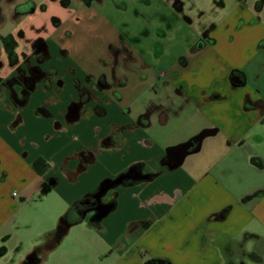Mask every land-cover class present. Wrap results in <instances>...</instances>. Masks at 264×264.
Returning a JSON list of instances; mask_svg holds the SVG:
<instances>
[{
  "label": "crops",
  "instance_id": "obj_1",
  "mask_svg": "<svg viewBox=\"0 0 264 264\" xmlns=\"http://www.w3.org/2000/svg\"><path fill=\"white\" fill-rule=\"evenodd\" d=\"M211 6L216 11L211 39L198 50L190 44L164 69L153 70V96L141 104L143 111L153 107L160 125L173 117L186 126L196 121L193 130L187 127L184 140L163 149L148 133L155 118L120 113V108L135 106L147 88L134 82L115 88V94H97L93 79L99 72L78 73L57 35L62 25L52 26L50 35H38L43 37L38 50L37 40L28 41L23 59L24 48L11 45L0 60L8 68L0 85V237L11 235L15 220H21L19 210L40 191L43 197L58 193L56 221L75 214L76 221L79 215L92 220L115 204L93 227L117 249L122 245L115 240L122 233L135 252L113 264L140 263L146 257L171 264H223L226 248L240 236H264V154L254 148L264 141V0H213ZM233 70L243 77V87L231 84ZM83 89L92 97L78 109V119L69 120V103ZM59 123L57 133L52 125ZM204 129L215 134L184 158L186 170L160 176L180 159L179 154L165 158V149ZM209 147L220 150L213 163L191 160ZM35 162L43 173L35 170ZM239 171L248 176L242 175L241 182ZM118 187L130 193L118 196ZM96 191L103 194L97 209L80 211L85 197ZM42 233L31 238L26 258L42 245L37 244ZM175 250L179 253H169Z\"/></svg>",
  "mask_w": 264,
  "mask_h": 264
},
{
  "label": "rangeland",
  "instance_id": "obj_2",
  "mask_svg": "<svg viewBox=\"0 0 264 264\" xmlns=\"http://www.w3.org/2000/svg\"><path fill=\"white\" fill-rule=\"evenodd\" d=\"M171 1L94 0L86 7L77 0H0V60L13 44H18V49L24 48L21 54L22 59L23 54L28 56L27 42L35 40V37L40 34L50 35L52 25L55 21H59L62 27L57 35L64 42L67 48L64 49L72 58L78 73L79 71L86 73L87 69L97 73L107 72L104 65L111 59V55L107 53L110 46L121 47L134 53L137 57V64L140 66L137 65L136 68H140L138 70L142 73L144 67H148L149 70L153 69V66L156 70L164 69L171 61H175V58L189 50V45L194 42L197 35L210 31V24L213 26L215 24L216 11L211 6L213 0H179L182 3L179 9L171 8ZM233 1L241 2L242 0ZM19 3L23 4V9L35 4L36 11L16 16L14 7ZM156 52L160 56L157 60L153 54ZM7 70L6 66H0V85L5 84L7 80ZM117 71L120 73L121 68ZM140 71L137 73L139 74ZM147 76L139 74L143 83L142 89L153 84V77ZM150 89L152 88H147L140 94L141 96L135 100V106L120 108V113L134 118L136 114L145 112L146 109L143 111L141 104L151 97L152 90ZM58 97L62 99V93ZM78 97L79 95H75V100ZM98 98L97 96L95 99ZM103 110L108 115L107 108L104 107ZM150 114L152 119L158 116L156 111L153 113V109ZM172 120L166 125H160L159 119L155 118L151 129L148 130V133L153 136L154 143L160 146V149L184 140L189 134L187 127L193 130L196 126V121H190L189 126H186L187 124L176 121L175 117ZM59 125L61 123L52 125L57 133ZM41 129L48 136L51 135L50 131ZM255 144L254 148L264 154V141ZM219 151L218 147L204 148L200 154L192 156L191 160L196 164H211ZM177 170L178 172L186 170L185 164ZM167 173L170 172H163L160 176L167 175ZM238 174L240 175L237 180L241 182L242 175L244 176L245 173L241 174L239 171ZM129 191V188L118 187L115 193L119 196V194H129ZM57 196L58 193L53 191L43 197L40 191L32 202L23 205L17 214L21 220H15L11 235L6 234L0 237V264L24 262L26 254L32 250L31 248L30 251L23 253L25 248L29 246L31 238L41 232L43 233L38 237L37 244L40 242L39 244L42 245L35 247L38 259L36 264H113L120 256L128 258L134 254V247L122 233L115 240L121 242V248H115L113 245L115 243L108 246L106 237L91 225L90 217L72 225L63 234V229L56 228L61 218L59 217L56 221L58 216L56 213L59 210V205L55 202ZM51 215L56 216L51 219L49 218ZM77 218L76 214L69 215L68 221L74 222ZM51 227L55 229L44 233ZM180 236L181 234L178 233L177 239ZM20 242H23V245ZM230 244L235 245L232 247L233 250L240 252L225 257V261L230 260L234 264H264V236L246 237L242 235ZM125 249H127L126 252ZM169 253H179V250ZM155 260L162 259L161 257H146L142 258L141 263L149 264Z\"/></svg>",
  "mask_w": 264,
  "mask_h": 264
},
{
  "label": "flooded vegetation",
  "instance_id": "obj_3",
  "mask_svg": "<svg viewBox=\"0 0 264 264\" xmlns=\"http://www.w3.org/2000/svg\"><path fill=\"white\" fill-rule=\"evenodd\" d=\"M55 1V0H52ZM68 1V0H66ZM80 1L81 5H85L86 7H88L94 0H77ZM30 3V2H29ZM22 3L21 5H16L14 7V15H22V14H31L34 12V6L32 5L31 7H24V9L22 8ZM171 8H181L182 3L179 0H172L171 4H170ZM23 10H22V9ZM26 9V10H25ZM54 25H52L54 28H58L61 24L59 23V21H55ZM213 24H210V31L203 33L201 35H197L198 37L195 38L194 42H192V48L193 50H198L200 49L204 42L208 39H211L210 34L213 31ZM39 38H43L42 36H37L35 37L34 41L35 43V48L36 50L41 48V44L39 40ZM119 44V43H118ZM109 52H107L109 55H111V59L109 61H107L104 65V68L107 69V72L105 71H101L98 73V75L93 79V89L95 90V92L98 93H103V92H111L112 94L116 93V89L117 87L120 88H127V86L129 84H132L135 82V84H138L140 86H142V82H141V77H139V74H145L147 77H153V70L156 69V67L153 66V69H150L148 67H144L143 70L144 72L142 73L140 70V68H136L137 64V57L134 53H130L128 52L127 49H123L121 47H116V46H110V48L108 49ZM45 54V53H44ZM154 56H156V60L158 59V55L157 52L156 54L153 53ZM40 59H43V55L40 56ZM127 63L128 67H127ZM132 65L134 67H132ZM138 67H140L138 65ZM118 68H121L120 73L117 71ZM140 71V73L138 74L137 72ZM239 74L238 76L236 75L237 73ZM231 79H233V81L231 82L232 85L237 86V87H243L245 85L244 79L241 76V74L238 71L233 70L231 73ZM132 76H135V79L133 80ZM148 80V78H147ZM234 80L236 82H234ZM150 81V80H148ZM154 82V80H153ZM156 82V81H155ZM28 83H31V80H28ZM29 84H27L29 86ZM162 84H166V81H163ZM147 88H152L150 90L151 91V96L153 94V84L148 85ZM79 97L76 100H72L69 103V107H68V112H67V118L69 120H77L78 119V109L82 107V105H84L87 101H89L92 97V94L89 93L86 89L85 90H81L79 92ZM146 109L145 112H143L142 118L146 119L148 118L151 114V111L153 109V107L151 108H144ZM81 110V109H80ZM96 112L101 113V109L99 106L96 107L95 109ZM80 113V111H79ZM102 114V113H101ZM132 171L129 173L125 174V177H129L131 176ZM135 174V172H134ZM103 197V194H101V192H94L93 194L88 195L87 197H85L86 199H84L81 203V207L79 206V210H84V209H90V208H95L97 207V203L101 202V199ZM134 235H131V238H133ZM235 245H231L230 246L226 245V256L225 257H230L233 256L234 254H237L238 252H240L239 250H233L232 247H234ZM37 255V249H34L33 252H31L29 254V257L25 259V264H36L38 262V259L36 257ZM241 256V255H240ZM162 259V258H161ZM135 264H143V263H135ZM149 264H171L168 260L166 259H162V260H155L153 263H149ZM223 264H234L232 263L230 260H226Z\"/></svg>",
  "mask_w": 264,
  "mask_h": 264
},
{
  "label": "water",
  "instance_id": "obj_4",
  "mask_svg": "<svg viewBox=\"0 0 264 264\" xmlns=\"http://www.w3.org/2000/svg\"><path fill=\"white\" fill-rule=\"evenodd\" d=\"M215 134V131L213 129H204L202 131H200L197 135L193 136L191 139H189L188 141L184 142V143H180L178 145L172 146V147H168L167 149H165V158H169L171 157L173 154H179L180 155V159L177 163H175V165H173L172 168L170 169H165V171H161L158 174H162L163 172H168V171H173L175 169H177L178 167L181 166L184 158L190 154H194L196 152L199 151V146L202 142V140L204 138L213 136ZM115 186H118V182L114 181ZM117 184V185H116ZM103 186V185H102ZM104 188V187H102ZM106 188V187H105ZM104 191V190H103ZM106 191V190H105ZM104 191V192H105ZM102 192V191H101ZM80 203V202H79ZM78 205V204H76ZM98 207H101L100 205H98ZM96 208V207H95ZM94 208V209H95ZM97 209V208H96ZM115 209V204L112 206L110 205V207L107 209V211H104L103 215H94V219H90V223L92 226H97L99 224H101L102 220L108 216V214L110 212H112ZM83 219H85V215H79V220L78 221H74V222H69L68 221V217L67 215H63L60 219H59V223L57 225V229L62 230L63 229V234L65 233V231H68V229L74 225L77 224L79 222H81ZM56 229V230H57ZM54 232V231H53ZM51 232V233H53Z\"/></svg>",
  "mask_w": 264,
  "mask_h": 264
},
{
  "label": "trees",
  "instance_id": "obj_5",
  "mask_svg": "<svg viewBox=\"0 0 264 264\" xmlns=\"http://www.w3.org/2000/svg\"><path fill=\"white\" fill-rule=\"evenodd\" d=\"M42 165H43V163H42ZM42 165H41V166H42ZM33 166H34L35 170H36L38 173H40V174L43 173L42 169L40 170V169L38 168V163H37V162H35Z\"/></svg>",
  "mask_w": 264,
  "mask_h": 264
}]
</instances>
